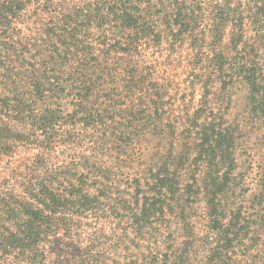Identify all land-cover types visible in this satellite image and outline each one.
Wrapping results in <instances>:
<instances>
[{
	"label": "trees",
	"instance_id": "trees-1",
	"mask_svg": "<svg viewBox=\"0 0 264 264\" xmlns=\"http://www.w3.org/2000/svg\"><path fill=\"white\" fill-rule=\"evenodd\" d=\"M164 40L190 92L146 60ZM263 48L264 0H0V264H142L104 260L112 238L152 264H264V171L237 205L221 108L242 84L264 120ZM148 136L168 147L125 170Z\"/></svg>",
	"mask_w": 264,
	"mask_h": 264
},
{
	"label": "rangeland",
	"instance_id": "rangeland-1",
	"mask_svg": "<svg viewBox=\"0 0 264 264\" xmlns=\"http://www.w3.org/2000/svg\"><path fill=\"white\" fill-rule=\"evenodd\" d=\"M170 50L171 48L168 42L164 40L159 47L157 46L152 49L148 48L144 55L146 60L152 62L153 66L159 70L161 76L165 72V74L171 76L173 81L177 79L176 83H178L182 89L190 88L188 89L190 92L192 90L191 82L193 76L188 77L186 74L189 72V66L192 72L193 70L192 64H189L188 61L185 60L188 54L187 47L184 46L181 50L172 54ZM219 86V83L216 84L215 90H219ZM197 90H199V87H197ZM199 94L200 92L197 91L196 101L200 98ZM247 94L248 91L245 86L237 84L229 93L224 94L223 97L221 96L223 101L220 100L222 110L228 113L230 122L233 123L234 127L237 129L236 131L241 136L240 146L236 153L238 167L235 175L237 177L238 189L236 191L237 199L235 202L238 205L242 200L247 199L249 202L251 201L248 205L253 207L255 200V196L253 195L257 193L256 190H258L260 174L264 171V120H258L256 116H253L251 108L248 105ZM167 144H169L167 140L165 141L162 138L148 136L147 140L143 142V152L146 156L144 162L141 165L135 164L133 167L125 168V170L133 171L138 168L144 169L147 166H151L158 159V154L161 152L160 150L162 147H168ZM105 159L108 158L105 157ZM187 211H191V216L193 214L196 215L194 217L192 216V222L196 227V232L204 235L207 225L205 202L201 201ZM172 222V232H175V235L178 236L181 232V223L178 219L174 218ZM98 224H96L95 227H97ZM111 244L113 248L104 252V260L107 258L111 260L113 254L115 255L119 252L122 256H129V258L132 256L133 258L137 257L136 260H140L142 264H152L150 262H145L149 257L148 252L143 248L138 249L135 242L127 241L123 246L116 247L115 239L112 238ZM145 246L148 247V245ZM144 252H146V255L142 257Z\"/></svg>",
	"mask_w": 264,
	"mask_h": 264
}]
</instances>
